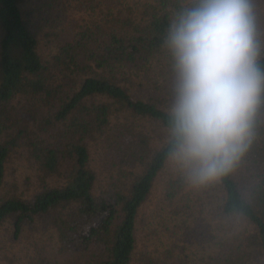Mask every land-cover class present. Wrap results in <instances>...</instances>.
<instances>
[{"label":"trees","instance_id":"obj_1","mask_svg":"<svg viewBox=\"0 0 264 264\" xmlns=\"http://www.w3.org/2000/svg\"><path fill=\"white\" fill-rule=\"evenodd\" d=\"M197 2L0 0V227L15 242L47 222L52 250L41 264H195L171 248L139 254L137 232L177 146L168 35ZM251 3L264 69V0ZM187 179L168 174L162 195L180 221L195 213ZM210 186L219 219L235 227L197 264H264V96L248 150Z\"/></svg>","mask_w":264,"mask_h":264},{"label":"clouds","instance_id":"obj_2","mask_svg":"<svg viewBox=\"0 0 264 264\" xmlns=\"http://www.w3.org/2000/svg\"><path fill=\"white\" fill-rule=\"evenodd\" d=\"M174 158L193 183L231 171L248 150L264 96L251 0H198L173 23Z\"/></svg>","mask_w":264,"mask_h":264},{"label":"rangeland","instance_id":"obj_3","mask_svg":"<svg viewBox=\"0 0 264 264\" xmlns=\"http://www.w3.org/2000/svg\"><path fill=\"white\" fill-rule=\"evenodd\" d=\"M90 154L92 167L99 175V187H105L108 169L105 170V164L100 159L96 147L91 148ZM14 168H17V165L10 166V172ZM180 173L188 177L184 181L185 189L195 201L194 216L184 221L170 215L167 212L169 210L162 203L167 175ZM210 183L211 181L193 183L189 179L188 169L173 157L156 180L149 200L139 216L137 232L139 254L148 256L155 254L160 257L166 249L171 248L175 258L187 259L197 264L208 251H215L220 247L219 242L227 240L228 232L233 230L235 224L219 219L215 209L218 195L213 187H208ZM203 185H207L208 192H203ZM48 226L45 221L26 226L18 237L19 240L14 242L10 240L12 235L10 225L4 223L0 227V264H30V262L41 264L42 262L39 261H44L48 251L52 250V233Z\"/></svg>","mask_w":264,"mask_h":264}]
</instances>
